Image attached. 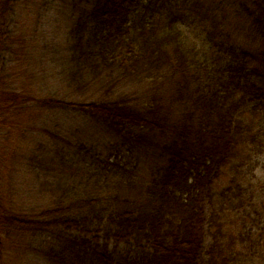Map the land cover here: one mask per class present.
<instances>
[{
    "label": "trees",
    "instance_id": "trees-1",
    "mask_svg": "<svg viewBox=\"0 0 264 264\" xmlns=\"http://www.w3.org/2000/svg\"><path fill=\"white\" fill-rule=\"evenodd\" d=\"M39 3L69 11L49 56L57 66L42 73L58 82L24 72L32 93L20 92L17 73L0 70V143L24 113L68 112L74 123L66 135L29 127L55 140L61 164L46 156L42 169L51 163L58 182L45 183L44 206L19 209L0 193V261L11 240L45 264H201L205 254L250 264L255 225L231 218L250 207L262 164L264 183V0Z\"/></svg>",
    "mask_w": 264,
    "mask_h": 264
},
{
    "label": "rangeland",
    "instance_id": "rangeland-1",
    "mask_svg": "<svg viewBox=\"0 0 264 264\" xmlns=\"http://www.w3.org/2000/svg\"><path fill=\"white\" fill-rule=\"evenodd\" d=\"M38 1L40 2L41 0ZM38 1L20 0L25 6L26 4L29 5L25 8L22 7L14 10L17 5L16 0H0V70L2 72L4 70L6 75L13 72L17 73V75H15V81H13L12 84H14V87L18 88L20 92H27L29 89L31 91V80L24 72L30 76L34 75L35 78L41 76L42 80L39 84H47L51 87L57 84V76H47V78H44L42 73L46 76L50 69L57 66V63L52 65L50 58L57 57L54 55V52H57L54 41L57 39L59 42L63 40L65 25L66 23H70V21L65 18L69 16V11L64 9L62 12H59L63 13L59 16L57 8L52 6L50 9L48 8V10L51 11L49 13L43 9V5ZM37 11L42 12V17L37 15ZM50 14H56L55 16L59 18V23L60 21L62 23L57 24L54 19L50 17ZM31 30L32 32H36L37 41L30 39L32 36ZM21 35L23 38L19 41ZM25 38H28L26 49L21 50L20 54L15 55V51L22 48L21 46L25 44ZM41 38L43 40H41ZM46 43L51 45L50 50L52 55H49L50 52L48 51V47L43 48ZM57 43L58 41L56 44ZM62 53H64V51H62ZM63 56L65 57V53ZM18 57H22L23 64L26 67L25 69H23L24 66L21 62H17L16 59ZM34 92L37 95V92ZM45 92H47L46 89ZM4 96L5 95L0 98V102L3 105L6 104L7 99ZM20 118L22 119L17 128V125L12 127L8 124L4 126L3 129V132L5 134L8 133V136L4 135V139H2L0 143V184H2L0 193L8 197L5 199V202H7L9 206L12 200L14 203L13 205L19 209L25 207L33 208L38 205L44 206L49 203L48 197H45L43 192V189L46 187L45 183L50 182V180L56 183L58 182V178L55 176L51 177L54 172L52 175H48L51 174V170L55 169L52 168L51 163L50 168L43 170L42 162L46 159V156H48V160L54 161L55 166H59L61 164L60 159L56 156V151L59 149L53 150L57 144L54 139L49 137L50 135L47 131L37 130L36 127L38 125H35L36 127L33 129L29 127H31L32 124L49 125L54 129L53 131L61 132L66 135L72 129L74 119L68 112L59 114L57 112L52 113L49 110L42 109L29 115L24 113ZM48 130L50 129L48 128ZM35 132H37V134H35ZM31 133H33V135ZM46 177L48 179H46ZM232 178L231 176H226V178L221 181V185H226L229 181L231 183ZM250 179L252 182V186H250L251 193L249 195L252 196L251 205L250 207L241 206L240 208L243 209V211H240L237 215L233 213L231 220H233V224L236 223L239 227L242 226L240 221L244 224L246 219L249 224L255 225L253 237L257 244L255 242L253 243L255 249L250 264H264V247L261 242L264 230L263 227L259 225V220H263V164L257 169L256 174L250 176ZM233 186L236 190L240 189L236 184H233ZM48 194H50V192ZM206 210L207 216L209 217L210 208L208 205ZM250 215H252L253 218H249ZM242 228L245 229V227ZM241 232L242 231L239 229L235 231L238 240H243L240 236ZM210 238L209 234L206 239V249L209 248L211 242ZM6 245L4 246L0 264H45L41 257L31 253L26 247V245H28L27 242H24L23 245L20 242H13L10 240L6 242ZM207 262L208 255L205 254L201 264H207Z\"/></svg>",
    "mask_w": 264,
    "mask_h": 264
}]
</instances>
